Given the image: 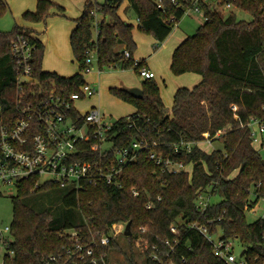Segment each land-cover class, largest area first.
Listing matches in <instances>:
<instances>
[{"label":"trees","instance_id":"obj_1","mask_svg":"<svg viewBox=\"0 0 264 264\" xmlns=\"http://www.w3.org/2000/svg\"><path fill=\"white\" fill-rule=\"evenodd\" d=\"M81 16L70 37V46L78 73L65 78L43 70L45 45L33 37L29 28L16 25L11 32L0 31V106L3 114L17 113L16 85L19 70L11 53L18 37L29 39L35 47L31 60L32 79L41 87L53 85L66 95L77 93L86 82L82 74L88 68L86 51L97 55L100 72L133 70L147 67L134 64L137 45L134 27L122 20L118 11L128 2L127 12L138 20V31L163 44L185 17L198 6L205 23L174 52L170 72L174 76L196 74L202 81L193 89L181 88L171 110L161 99L158 84L142 82V99L130 89L111 88L110 94L133 106L136 112L116 121V147H130L147 141L158 146L149 151L173 163L192 166V173L169 175L150 160V152L139 151L137 160L124 170L121 188L102 184L77 190L57 184L36 187L38 178L22 181L12 197L13 220L9 250L0 253V264H45L52 256L60 264H92L116 251L133 259L135 241L141 229L150 245L144 251L145 264H228L219 259L213 245L193 225L205 226L211 235L224 240H238L245 251V264H264V218L247 223L245 213L264 200V166L253 147L251 124H264V0H237L233 8L252 17L238 21L232 12L224 16L216 6L195 0H83ZM56 10L64 9L51 0H38L35 12L22 16L24 23H45ZM9 11L0 0V15ZM100 17L103 19L100 21ZM156 49V48H155ZM129 52L130 59L125 57ZM32 87L25 88L28 91ZM236 107L237 110H233ZM16 117V116H15ZM18 118V115H17ZM132 125L131 128L129 126ZM209 136L213 151L207 153L199 144ZM182 143L192 144L188 152ZM261 184V188L258 185ZM68 187V188H66ZM66 188V189H62ZM133 190L140 195L135 197ZM254 193L255 201L250 199ZM200 194L208 195L205 212L197 208ZM213 197H220L212 204ZM159 198L161 199L159 201ZM153 202L152 209L146 205ZM131 223L128 242L131 257L120 247V239L102 245L114 225ZM175 227L176 233L171 229ZM75 233V235H73ZM170 242L167 246L165 243ZM152 246L159 248L160 261H153ZM93 251V256L87 252ZM71 251V256H67Z\"/></svg>","mask_w":264,"mask_h":264},{"label":"built area","instance_id":"obj_2","mask_svg":"<svg viewBox=\"0 0 264 264\" xmlns=\"http://www.w3.org/2000/svg\"><path fill=\"white\" fill-rule=\"evenodd\" d=\"M226 10L233 9L237 0H222ZM208 3L209 0H195ZM203 14L198 6L187 11L186 14ZM35 47L29 39L18 37L12 44L11 53L19 70L16 85L18 95L16 101L17 113L4 115L0 106V195L10 193L12 188L18 190L19 184L30 178H38L36 187L47 184L59 186H73L77 190L88 186L106 184L113 188L122 187V179L125 168L137 160L139 151L150 152V160L163 167V173L178 175L192 173V166L181 163H173L163 159L161 155L149 151L157 147L147 141L134 142L130 147L119 149L116 147L117 131L115 123H106L103 112L98 107H93L85 114L78 109V104L97 96L98 90L93 85L85 83L79 91L66 95L53 85L47 89L32 79L31 60ZM88 68L82 72L86 76L92 72L93 63H97V55L86 51ZM127 59L131 58L129 52H125ZM141 61L134 59L135 66ZM139 75L144 80H154L155 74L147 67L139 69ZM32 87L28 91L25 88ZM233 110H237L233 107ZM18 115V118H17ZM16 116V117H15ZM132 125L129 126L131 128ZM254 129V130H253ZM253 144L258 143L264 148L261 135L264 134V124L253 120L251 124ZM203 143L211 144L209 136ZM192 144L182 143V147L188 152ZM261 188V184L258 185ZM135 197L140 193L133 190ZM161 199L159 198V201ZM208 195L200 194L197 200V208L203 213L209 207ZM153 202H148L146 208L152 209ZM127 224L114 225L110 235L101 240V244L109 245L111 240L125 237ZM209 243L213 245L215 255L228 264H245L244 258L235 254L233 240H224L211 235L205 226L193 225ZM176 233V228L171 229ZM146 229H141L135 246L148 250L150 245L145 240ZM10 226L0 228V253L13 254L9 250L12 240L9 238ZM75 235V233H73ZM167 246L170 242L165 243ZM153 252L150 258L160 261L159 248L152 246ZM71 256V251H67ZM93 256V251L87 252ZM61 257L52 256L45 264H60ZM2 264V263H1ZM92 264H99L92 259ZM101 264H107L105 256L101 258Z\"/></svg>","mask_w":264,"mask_h":264},{"label":"crops","instance_id":"obj_3","mask_svg":"<svg viewBox=\"0 0 264 264\" xmlns=\"http://www.w3.org/2000/svg\"><path fill=\"white\" fill-rule=\"evenodd\" d=\"M7 4L10 5L11 7V13L13 15H15V17L17 18H22V16L26 13V12H35L36 7H37V3L38 0H6ZM54 4L62 7L64 9V14L65 15H69L70 16V21H61L62 17H60L57 13L56 10H52L51 14L52 17L49 18V20H47L46 24H23V23H17V25L21 26L23 25L26 28H29L31 30H34L35 34L33 37L37 38L40 42L43 43V45H45L46 49H45V53H44V58H43V70L45 72H49L44 68V60L46 59V56L48 58V54L50 50H54V48L52 47V43H56V48H55V52H56V57L63 59V62L61 63V65H59L57 68H59V70H57L56 72H50V73H56L62 77L65 78H69V77H73L74 75H76L78 73V70L75 71L73 74L71 75H65L62 74L60 72H65V70L67 69V66H62L64 64V61L66 59H64V55L65 54V50H63L61 48V45L67 47L68 52H70V54L72 53L71 50V46H70V37L71 34L73 32V30L76 27V23L75 21L81 16L82 14V10H79L78 6L76 7V5H73L70 1L68 0H51ZM211 1L214 5L218 6L220 5V0H209ZM129 7L128 2H125L121 8L118 11V15L119 17L124 20L125 22H127L128 24L132 25L134 27V31H133V39L137 45V51L134 54V59H137L139 61H142L146 64L147 68L149 69V71L153 72L155 74V81L158 84V87L160 89V95H161V99L165 105V107L169 110L172 109L173 104H174V97L176 92L181 89V88H186V89H193L195 86H197L201 81L202 78L200 76L197 75H182L180 76V82L177 86H175V84H167L164 83L163 85H160V83L157 80L158 78V74L156 72V69L158 68V66H160V62L163 63V65L166 66V68H170L171 67V63H172V57L173 54L175 52V50L185 41L187 40V38L193 36V34L195 33V31H197V29L200 26H203L205 23V18L203 16V14H198L195 18L197 19L195 22L197 24V29L194 30L192 33L193 34H189V30H190V26L193 25V23L191 24H186V26H184L183 24L179 23L177 25V27L174 29L173 33L167 38V40L159 45L157 41H155L154 43H152V47L154 50H157V54L154 55L155 53H153L151 51L150 54H143L142 53V48L147 45L148 43H150L149 37H145L144 35L140 34V32L138 31V20L136 19V17L130 13L127 12ZM221 9V8H220ZM193 13H189L188 15H192ZM187 15V14H186ZM57 17V18H55ZM53 18V19H52ZM103 19L100 17V21H102ZM182 22V21H181ZM22 26V27H23ZM184 27V28H182ZM66 43V45L64 44ZM156 48V49H155ZM64 53V55L62 56V54ZM152 57V59H150ZM155 59V60H154ZM68 61V60H67ZM74 61H72L71 63H73ZM62 66V67H61ZM120 71H118L119 73ZM104 72H100L98 71L97 73H90L86 76H84V80L85 82L93 85L95 88H98V94L95 98L90 99L88 101H85L83 103L78 104V109L80 106L86 104V103H91V108L93 107H98L97 104H100V86L97 87V84H100V82L102 83L101 80V76ZM122 75V77H125L129 71L127 72H120ZM113 73H110V75L107 76V81L112 82V84L109 86V90L111 88H119L117 87L116 81H114L115 75H112ZM91 75H97L95 76V78L91 79ZM126 78V77H125ZM126 80L129 82V88L133 89V88H138L141 89L142 87V83L138 85L134 84V81L127 79ZM124 83L123 85H126L124 80L121 82ZM115 85V86H114ZM92 100L94 101V103H92ZM88 111V110H87ZM86 111V112H87ZM136 112L135 108H131V112L130 114L127 115V117L133 115ZM124 118V117H122ZM263 135H261V140H262ZM210 147L209 149H207L208 146ZM253 147L255 148V150L258 151V149H256V147L253 144ZM199 148L202 149L203 151L207 152V153H211L213 151V146L212 144H207V143H201L199 144Z\"/></svg>","mask_w":264,"mask_h":264},{"label":"rangeland","instance_id":"obj_4","mask_svg":"<svg viewBox=\"0 0 264 264\" xmlns=\"http://www.w3.org/2000/svg\"><path fill=\"white\" fill-rule=\"evenodd\" d=\"M68 1H70L73 5H76V7L78 6L79 10L83 9V5H84L83 0H68ZM8 6H9V11L2 16L0 15V31L1 32H11L14 29V27L17 25V23H19V21H20V23H23L22 18L15 17V15H13L11 13V7L9 4H8ZM219 12H221L224 16H228L232 12H234L237 15L238 21H244V22H251L252 21V17L249 14H246V13L241 12L240 10H237L234 8L231 10H226L224 7H222L221 9H219ZM197 15L198 14H195V13H193L192 15L187 14L181 20L182 22L180 21V23L183 24L184 26H186V24L193 23V25L190 26V30L188 32L189 34H193L194 33L193 31L198 28L197 24L195 22L197 20L195 18ZM59 16L62 17V18H60V19H62L61 21H64V20L70 21V19H71L68 14L65 16H63V15H59ZM55 18H57V17H55ZM23 24L34 25L33 23H23ZM38 24H45V23H38ZM21 26H23V25H21ZM182 28H184V27H182ZM32 31H33V34H35L34 30H32ZM195 33H196V31H195ZM144 36L149 37L151 39H149L150 43H148L147 45H145L142 48V53L143 54H146V53L150 54L152 51L153 53H155L154 55H156L158 52H157V50H154L152 47V43H154L156 40L153 37L146 36V35H144ZM64 44L66 45V43H64ZM66 46H64V48H63V45H61V48L63 50H65V54H66V55H64V53L62 54V56L63 55L65 56L64 59H66L62 66H64V65L67 66V69L65 70V72H60V73L65 74V75H71L75 71L78 70V65L74 59L73 53L70 54V52H68V49ZM52 47L54 48V50L49 51L48 58L46 56V59L44 60L45 61L44 62V68L49 72H53V71L56 72L57 70H59V68H57V67L59 65H61V63L63 62V59L56 57V52H55L56 43H52ZM150 59H152V57ZM72 61H74V62L71 63ZM160 64L161 65L158 66V68L156 69V72L158 74V78L156 81H158L160 83V85L167 83V84H175V86H177L180 82V76H174L170 72V68H166V66L163 65L162 62H160ZM98 71L99 70H98L97 64L93 63L92 73H97ZM118 71L121 72L122 70H120V69L105 70L101 76L102 83L100 82V84H97V87L100 86L99 88H100V95H101V97H100V101H101L100 104L101 105H99V103H98L97 106L103 112V115L105 116L106 123H114L115 121H117L118 119H120L122 117H124V118L127 117V115L130 114V112H131V108L133 107L129 104L122 102L121 100L117 99L116 97H114L113 95L110 94V92H109L110 87L109 86L112 84V82L107 81V76L110 75V73H113L112 75H115V78H114V81H116L115 85L118 84L117 87L125 88V89H131L128 87L130 84L126 80V78L134 81V84H136V85L139 84V86L143 81H145L144 79H142L140 77L139 74H136L133 70H129V73L125 76L126 78L120 76L122 74L120 72L118 73ZM123 72H127V71H123ZM187 75H191V74H187ZM192 75H196V74H192ZM95 76H97V75H95ZM95 76L91 75V79L95 78ZM123 80H124L126 85H123L124 83H121ZM92 103H94L93 100H92ZM90 109H91V103L90 102L79 107L80 112L83 114H85L86 111L90 110ZM262 142L264 143V134L262 137ZM209 146L207 147V149L210 148ZM254 146L256 147V149H258V152L260 153L262 159L264 160V148H262L260 146V144H258V143H255ZM66 188H68V187H66ZM66 188H62V189H66ZM16 194H17L16 189L12 188L11 194L6 192V193H3L2 195H0V228H5L6 226L11 225V222L13 220V206H12L11 198L16 196ZM221 200L222 199L220 197H213L211 199V203L216 204V203L221 202ZM255 200L256 199H255L254 193H252V196L250 199L251 203H253ZM245 216H246L247 223H249V224H252V223L256 222L257 220L264 218V200L263 199L259 200L257 202V204L254 206V209L246 211ZM120 247L128 255V257H131L132 252L129 249L128 242L125 239H123V237L120 238ZM234 249H235V254L237 256H240V254L244 250L242 244L238 240H235ZM133 259H134L136 264H145L144 251L139 250V248H137L135 246V249L133 251ZM110 264H129V262H127L126 257L123 254H120L116 251H113L110 254Z\"/></svg>","mask_w":264,"mask_h":264},{"label":"water","instance_id":"obj_5","mask_svg":"<svg viewBox=\"0 0 264 264\" xmlns=\"http://www.w3.org/2000/svg\"><path fill=\"white\" fill-rule=\"evenodd\" d=\"M130 93L136 99H142L143 98V92L141 89H138V88L130 89ZM262 163L264 166V160L262 161ZM131 235H132L131 223H128L126 226L125 237H131ZM244 255H245V251H243L239 257L244 258Z\"/></svg>","mask_w":264,"mask_h":264}]
</instances>
